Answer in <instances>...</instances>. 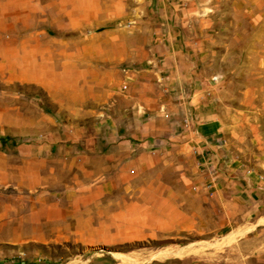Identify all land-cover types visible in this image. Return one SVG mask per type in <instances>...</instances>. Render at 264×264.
I'll use <instances>...</instances> for the list:
<instances>
[{"label": "rangeland", "instance_id": "obj_1", "mask_svg": "<svg viewBox=\"0 0 264 264\" xmlns=\"http://www.w3.org/2000/svg\"><path fill=\"white\" fill-rule=\"evenodd\" d=\"M105 80L138 101L152 99L162 114L158 136L189 135L211 105L221 129L207 122L195 147L174 145L168 163L136 176L123 163L134 179L90 212L105 225L91 239L107 242H42L32 180H19L18 147L37 124L87 118L65 104L103 91ZM73 177L77 186L84 174L75 168ZM5 261L264 264V0H0Z\"/></svg>", "mask_w": 264, "mask_h": 264}, {"label": "crops", "instance_id": "obj_2", "mask_svg": "<svg viewBox=\"0 0 264 264\" xmlns=\"http://www.w3.org/2000/svg\"><path fill=\"white\" fill-rule=\"evenodd\" d=\"M102 84L103 91L89 92L87 98H75L72 104H65L68 109L74 108V113L83 110L82 115L87 118L75 119L78 115L74 114L65 121L55 117L49 124H37L33 139L18 147L22 153L17 166L19 180H32L35 205L42 213L36 219V226L43 233L42 242H107L91 239L90 233L105 229V225L100 219L93 222L90 212L102 211L100 203L106 197L120 194L125 182L134 179L123 171V163L133 165L136 176L151 163H168V150L174 145L195 147L193 137L203 133L207 122L215 133L221 129L217 111L211 105L206 121L195 115L193 132L189 135L158 136L154 120L162 114L151 98L138 101L133 91L123 94L114 80ZM196 100L193 97L192 101ZM194 109L193 114H197L200 106L195 104ZM179 116L168 115L172 120ZM151 147L155 149L150 150ZM149 159L151 162L146 166ZM75 168L84 174L77 186L73 184ZM3 172L10 174V169L4 167Z\"/></svg>", "mask_w": 264, "mask_h": 264}, {"label": "built area", "instance_id": "obj_3", "mask_svg": "<svg viewBox=\"0 0 264 264\" xmlns=\"http://www.w3.org/2000/svg\"><path fill=\"white\" fill-rule=\"evenodd\" d=\"M0 264H20V263H15V262H9V261H5V262H0Z\"/></svg>", "mask_w": 264, "mask_h": 264}]
</instances>
